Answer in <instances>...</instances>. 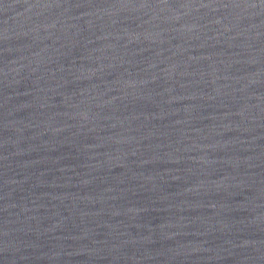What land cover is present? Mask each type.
<instances>
[{"label":"water","instance_id":"1","mask_svg":"<svg viewBox=\"0 0 264 264\" xmlns=\"http://www.w3.org/2000/svg\"><path fill=\"white\" fill-rule=\"evenodd\" d=\"M0 264H264V0H0Z\"/></svg>","mask_w":264,"mask_h":264}]
</instances>
